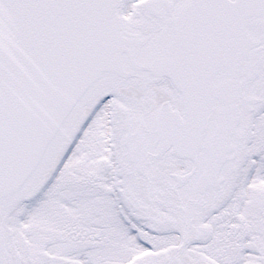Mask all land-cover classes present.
<instances>
[{"label": "snow or ice", "instance_id": "1", "mask_svg": "<svg viewBox=\"0 0 264 264\" xmlns=\"http://www.w3.org/2000/svg\"><path fill=\"white\" fill-rule=\"evenodd\" d=\"M0 264H264V0H0Z\"/></svg>", "mask_w": 264, "mask_h": 264}]
</instances>
